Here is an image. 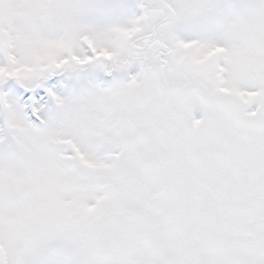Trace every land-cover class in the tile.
<instances>
[{"label": "snow or ice", "instance_id": "snow-or-ice-1", "mask_svg": "<svg viewBox=\"0 0 264 264\" xmlns=\"http://www.w3.org/2000/svg\"><path fill=\"white\" fill-rule=\"evenodd\" d=\"M107 3L0 0V264H264V0Z\"/></svg>", "mask_w": 264, "mask_h": 264}, {"label": "rangeland", "instance_id": "rangeland-1", "mask_svg": "<svg viewBox=\"0 0 264 264\" xmlns=\"http://www.w3.org/2000/svg\"><path fill=\"white\" fill-rule=\"evenodd\" d=\"M237 0H223L226 7L233 8ZM140 10L135 5V0H108V3L97 12V18L116 20L126 16L139 15ZM199 26L194 25L192 31Z\"/></svg>", "mask_w": 264, "mask_h": 264}, {"label": "flooded vegetation", "instance_id": "flooded-vegetation-1", "mask_svg": "<svg viewBox=\"0 0 264 264\" xmlns=\"http://www.w3.org/2000/svg\"><path fill=\"white\" fill-rule=\"evenodd\" d=\"M196 115L198 116L199 115V112H196Z\"/></svg>", "mask_w": 264, "mask_h": 264}]
</instances>
